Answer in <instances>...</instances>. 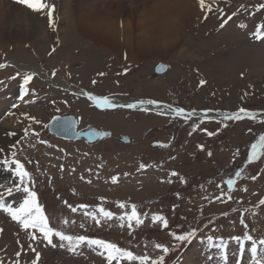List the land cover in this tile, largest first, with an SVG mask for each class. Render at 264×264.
<instances>
[{"label":"rangeland","instance_id":"1","mask_svg":"<svg viewBox=\"0 0 264 264\" xmlns=\"http://www.w3.org/2000/svg\"><path fill=\"white\" fill-rule=\"evenodd\" d=\"M52 1L47 0L49 6ZM166 1L171 9L175 6L176 0ZM177 1L190 5L180 49L132 60L109 48L110 40L96 30L98 25L93 34L94 29L76 30L74 22L78 14L95 10L93 20H104L113 33L115 17L108 11L116 2L118 12H131L128 0H104L85 11L78 9L80 0H55L54 26L47 10L35 12L16 0H0V9L9 17L21 9L43 29L40 33L23 20L0 34V65L5 66L0 67V99L9 102L26 89L14 110L2 116L9 103L0 111V136L12 135L9 142L0 140L2 201L18 207L26 194L17 192L15 185H26L37 193L56 230L99 237L137 256L163 255L164 264H254L250 242L245 241L248 235L257 242L264 239V156L249 162L251 146L264 136V39H257L264 33V0H205L204 8L199 0ZM230 13H235L232 19ZM159 62L169 66L164 75L154 72ZM28 74L33 79L25 85ZM66 85L117 103L155 100L195 113H262L239 120L186 119L149 107L100 109ZM65 114L79 117V129L93 125L114 136L92 145L59 140L49 133L48 124ZM120 134L135 142L120 143ZM16 161L29 173L23 184ZM237 172L241 176L236 177ZM230 178L236 181L231 189L226 184ZM8 188H13L11 196ZM121 203L127 207L120 208ZM133 204L143 223L133 222L129 228L120 217L130 213ZM100 207L112 218L100 215ZM86 212L96 214L100 223ZM154 216L166 219L168 226ZM9 218L0 209V264H33L36 253V264H107L102 249L84 245L73 253L61 248L57 237L53 247L42 234L32 240L31 230ZM193 229L191 242H179L173 235ZM157 244L168 247V253ZM120 264L139 261L125 259Z\"/></svg>","mask_w":264,"mask_h":264},{"label":"snow or ice","instance_id":"2","mask_svg":"<svg viewBox=\"0 0 264 264\" xmlns=\"http://www.w3.org/2000/svg\"><path fill=\"white\" fill-rule=\"evenodd\" d=\"M16 3L27 7L28 9L35 11V12H43L47 10V15L49 17V24L50 26L55 25V20L53 18V13L55 11V5L49 6L47 3H45V0H16ZM201 8L205 7V0H199ZM264 7V6H262ZM211 9L209 8V11ZM227 23L225 20L224 23L221 24V27H224V24ZM264 28V25L261 26ZM257 39H264V33H260L257 35ZM0 67H5L4 65H0ZM166 66L161 65L160 68H165ZM53 76H55V72L52 73ZM33 79V74H28L24 76V84L27 85L30 83V81ZM95 83V82H94ZM204 81H201V84H203ZM88 98L94 103L95 107L100 109H115L117 107H126L130 109L136 108L138 105H156L159 107V102L155 100H141L137 103H129V104H123L118 105L113 102L111 98L108 96H96L92 94H88ZM147 111V109H144ZM176 116H184L186 119L190 118L191 115H195L196 113L193 111L192 113H186L183 108H175L173 109ZM246 110L240 109L237 114L234 116H227L225 119H240L241 115L240 113H245ZM205 117H207V111L204 114ZM33 120L35 118H32ZM63 118L57 117L55 120L58 122ZM39 123V121H37ZM72 128L75 127L74 122L70 125ZM214 133L209 132L208 135H213ZM110 135L109 133H101V132H91L89 133V136H107ZM203 147V146H201ZM211 155V153H209ZM261 156H264V136H261L259 138L258 143L253 144L251 146V156L249 157V162H252ZM7 163V161H5ZM16 174L18 177H20L21 184L24 182V178L29 176V173H27L24 170V166L19 162L16 161ZM141 167H144V165H141ZM173 175H177L176 173H173ZM236 177L241 176V172L235 173ZM235 179L230 178L226 181V184L228 188H232L235 184ZM2 187V186H0ZM15 190L17 192H23L26 194L23 198V202L19 204L18 207H12L8 205L6 202L2 201L3 194H0V209L4 210L8 213V215L12 218L13 221H16L24 230L30 232V238L32 240H36L38 235L42 234L43 240L47 241L49 245H52L53 247H56V244L53 243V237H57L59 240V246L61 248H67L69 251L76 253L77 249H79L81 246L87 245L93 248L102 249L101 255H106L107 264H113V261H116L117 264H120L121 261H124L125 259L129 262L131 261H139V264H164L165 257L161 255L158 259H151L149 256H137L132 251H128L125 249L120 248L117 244L109 242L104 239H98V238H90L86 235H68L65 234L63 231L56 230L54 227L50 226L49 218L45 214V211L42 207V205L38 202L37 193L33 190H31L28 186H23L22 188L20 185H15ZM13 193V188L7 189V194L11 196ZM261 204H264V200L260 201ZM120 208H126L127 206L123 203L119 205ZM72 211L75 212L76 209L72 208ZM99 214L107 219H111L113 214L110 211H106L103 207L99 208ZM88 216H91L97 224L100 223V220L97 219L96 214L86 212L85 213ZM121 220L127 221V226L131 228L133 226V222L135 224L139 225L143 223V220L140 217V214L138 213L137 206L133 204L131 206V212H125L123 216L120 217ZM154 221H162L164 224V227H167V220L164 219L161 216H154ZM65 223H68V221H65ZM175 239L179 242H191V240L196 236V230L193 229L192 231L183 234V235H176ZM211 240V238H209ZM236 242L239 244L242 242L241 237L235 238ZM250 242L251 247V253L252 258L254 261V264H264V258L260 257V248L264 247V239L259 240L258 242L254 240V238L251 235L247 236V240L245 243ZM157 249H161L164 253H168L169 249L168 247H164L160 244L155 245ZM221 248H224L223 241L221 240L220 244ZM35 252V249H32ZM39 259V253H36V261ZM225 261H227V254L225 251V255L223 257ZM36 261H33V264H36Z\"/></svg>","mask_w":264,"mask_h":264},{"label":"bare ground","instance_id":"3","mask_svg":"<svg viewBox=\"0 0 264 264\" xmlns=\"http://www.w3.org/2000/svg\"><path fill=\"white\" fill-rule=\"evenodd\" d=\"M101 1L104 0H80L78 9L81 11L88 10L96 3H100ZM128 2H131L132 5L131 12L127 11V9H123V12H118V3L116 2L114 3V8L108 11V13H114L115 20H113L114 22H111L112 27L113 25H115L113 28L114 34L111 33L112 31H109L108 28L105 27L106 23H104V20L103 22L102 20L101 22L99 20V22L95 19L93 20L92 17L94 13H97V11L95 12V10L90 9V12L86 11L87 13L84 12L76 16L74 20L75 29L79 31V29L82 28L83 32L84 28H87L90 31L94 29L93 34L97 33L96 30H100L103 33L102 36L109 38V40L111 41L110 42L108 40L109 48H111V50L114 49L116 55H119L120 57L128 56V58L132 60L161 56L166 52L167 48L168 51H171V49L169 48L180 49L179 42L189 21L188 14L185 11L190 9L189 4L185 2H182L180 4V2L176 0L175 6L171 9V6L166 0H159V2L156 0H128ZM55 8L56 9L54 12H57L56 5ZM183 10L184 12L182 13ZM12 12L14 14V20L13 18L9 17L10 15L6 14L2 9H0V34L4 32L7 33L6 30L10 26H14V23L16 21L21 22L23 20H25L30 27L35 25L36 29L40 33H42L43 29L41 28V26L35 24L34 20L30 17L29 14H25L21 11V9L20 11L14 9ZM170 12L171 14H169ZM117 14L120 17V20ZM125 15L126 18H124ZM179 15L183 16L179 19ZM95 26L97 27L96 30ZM35 72H37L39 75L43 73L40 69H36ZM58 82L63 85V82ZM65 88H69V85H66ZM9 103H11V101L5 102L0 99V111L3 110L5 105ZM217 116H221L223 118L224 115L221 114ZM217 116L216 114L213 115V117ZM11 136L12 135L9 132L7 136H0V140H2V142H9L12 139Z\"/></svg>","mask_w":264,"mask_h":264},{"label":"water","instance_id":"4","mask_svg":"<svg viewBox=\"0 0 264 264\" xmlns=\"http://www.w3.org/2000/svg\"><path fill=\"white\" fill-rule=\"evenodd\" d=\"M162 64L158 65L156 67V71L158 73H161L165 70V68H160ZM60 117V116H57ZM55 117V118H57ZM55 118L51 121L50 123V131L52 133H55L57 136L62 137V138H66V139H72V140H84L88 143H92L95 142L97 140H102L104 138L110 137L111 134L107 131L104 130H98L95 129L93 127L88 128L87 130L83 131V132H77L76 130V120L73 116H66V117H60L63 118L61 120H59L58 122L55 120ZM74 122L75 127L72 128L70 125L71 123ZM101 132V133H109L110 135L107 136H89V133L91 132ZM120 140L123 142H129V138L127 136H121Z\"/></svg>","mask_w":264,"mask_h":264}]
</instances>
